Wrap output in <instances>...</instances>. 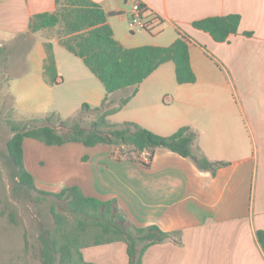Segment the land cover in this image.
Listing matches in <instances>:
<instances>
[{
    "label": "crops",
    "instance_id": "0c3cea01",
    "mask_svg": "<svg viewBox=\"0 0 264 264\" xmlns=\"http://www.w3.org/2000/svg\"><path fill=\"white\" fill-rule=\"evenodd\" d=\"M93 1L109 13L107 22L125 48L168 46L185 37L197 76L194 83L179 84L175 63L167 61L137 87L109 94L112 107L130 96L119 110L132 106L125 121L160 135L189 126L198 134L194 147L227 165L213 175L164 148H157L151 161L148 150L135 161L123 157L114 145L69 142L47 148L26 138L25 166L36 187L56 193L79 185L88 196L117 199L137 226L156 224L165 231H180L179 240L173 237L149 246L142 264H264L258 236V231L264 232V0H141L155 25L150 32L131 27L134 0ZM55 9L56 0H0V47L29 33L32 15ZM230 13L240 14L241 23L223 42L193 25ZM32 36L24 56L27 70L7 83L15 113L27 119L61 116L62 106L71 99L68 93L81 96L74 109L85 102L100 106L107 95L102 82L84 69L62 73L55 52L60 39L48 30ZM24 59L13 61V67L21 68ZM67 79L74 92L70 89L56 100L51 96L54 86ZM124 90L116 105L114 96ZM148 162L149 166L143 164ZM81 253L87 262L129 264L124 241L86 246Z\"/></svg>",
    "mask_w": 264,
    "mask_h": 264
},
{
    "label": "trees",
    "instance_id": "16d2710c",
    "mask_svg": "<svg viewBox=\"0 0 264 264\" xmlns=\"http://www.w3.org/2000/svg\"><path fill=\"white\" fill-rule=\"evenodd\" d=\"M108 16L109 13L93 0H56L55 10L36 13L30 18V33L50 30L62 24L65 38L60 39L61 44L83 59L107 93L100 106L93 107L85 102L81 107V115L91 111L98 114L90 129L79 122L71 124L70 120L61 118L57 113L48 114L45 117L48 122L41 125L30 126L28 123L21 126L18 122L9 121L13 135L7 141V150L20 188L65 201L67 211L78 220L77 225L68 227L66 216L54 205L51 206L58 235L43 239V264H96L85 261L81 249L114 241L127 244L129 264H142L143 255L149 246L173 237L179 240L181 233L165 231L156 224L137 226L129 220L117 199L102 200L88 196L79 185L68 186L56 193L38 189L33 175L25 166L26 138H35L50 146L69 142H80L86 146L114 145L120 148L123 157L135 161L146 150L151 161L155 150L164 148L190 159L200 170L210 171L213 175L220 167L227 165L226 162L212 161L199 147H194L198 134L189 126L180 127L170 135H160L133 121H109V116L118 112L131 97L121 99L117 107L110 108L108 95L127 87H137L161 64L167 61L175 63L179 84L194 83L197 76L191 65L185 37L179 36L168 46L145 44L125 48L115 39L107 22ZM240 23L241 15L230 13L206 17L195 21L193 25L211 34L216 41L223 42L238 32ZM3 51L4 47H0V58ZM54 120H59L65 128L63 132L58 130ZM143 164L150 165L149 162ZM40 195L37 199L41 198ZM258 236L264 245V232L258 231Z\"/></svg>",
    "mask_w": 264,
    "mask_h": 264
},
{
    "label": "rangeland",
    "instance_id": "374dc122",
    "mask_svg": "<svg viewBox=\"0 0 264 264\" xmlns=\"http://www.w3.org/2000/svg\"><path fill=\"white\" fill-rule=\"evenodd\" d=\"M136 29H141L135 26ZM52 36L59 39L65 38L63 25L60 24L53 29L48 30ZM47 32V31H46ZM150 32V31H148ZM33 33H27L18 36L12 43L4 47L0 58V264H43L41 256L42 248L45 244L44 238L48 239L51 235H58L56 223L51 213V206L63 213L68 222V227L77 225V218L67 211L66 202L52 195H40L35 191L27 192L20 188L15 178V169L7 150V141L12 135L9 121L20 123L21 126L41 125L48 121L44 118L27 119V116L21 112L15 113L14 97L8 90V80L10 77L20 71L27 70V62L24 56L30 48L33 41ZM56 57L59 61L60 70L64 74L76 73L78 69H84L98 83L99 78L93 74L85 65L82 58L74 55L64 45L56 47ZM24 62L21 68L13 67V61ZM54 83V82H53ZM53 96L56 100L64 97V92L72 90L71 82L68 79L53 88ZM75 89L72 91L74 92ZM127 93V90L118 92L115 104L118 105L120 98ZM71 99L64 103L63 114L61 118L70 120L71 124L79 122L87 129L91 128V123L97 119L98 114L91 111L86 114H79V108L74 109L80 101L81 96L78 93L70 95ZM109 104L108 107H112ZM132 114V106L109 116L111 123H123ZM58 130L64 131V127L59 120H54ZM29 126V125H28ZM245 139V137H243ZM39 141V140H36ZM236 141V140H234ZM250 141V139L248 140ZM43 147L51 148L49 145L41 142ZM215 154V150H213ZM218 153V150H216ZM40 199H37L38 196ZM58 262V259L56 263Z\"/></svg>",
    "mask_w": 264,
    "mask_h": 264
},
{
    "label": "built area",
    "instance_id": "2783aa9c",
    "mask_svg": "<svg viewBox=\"0 0 264 264\" xmlns=\"http://www.w3.org/2000/svg\"><path fill=\"white\" fill-rule=\"evenodd\" d=\"M130 24L132 28L140 27L142 30L152 31L154 23L149 18V8L141 0H134L129 12Z\"/></svg>",
    "mask_w": 264,
    "mask_h": 264
}]
</instances>
